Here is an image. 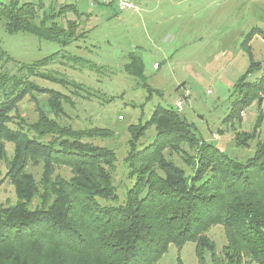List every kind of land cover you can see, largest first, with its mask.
<instances>
[{"label": "trees", "instance_id": "1", "mask_svg": "<svg viewBox=\"0 0 264 264\" xmlns=\"http://www.w3.org/2000/svg\"><path fill=\"white\" fill-rule=\"evenodd\" d=\"M62 8L59 16L78 12L72 5ZM35 17L31 3L0 2V20L10 36L28 34L59 48L67 46L65 38H75L73 22L62 30L54 21L49 27L36 26ZM256 35L264 41V33L258 31L246 42ZM49 59L18 63L14 74L0 73V141L7 139L15 146L12 159L0 146V157L17 195L15 205L0 209V264H156L170 245L181 248L188 242L195 244L197 264H208L206 256L211 264H264V143L252 159L236 162L190 136L176 109L158 106L146 125L128 128L125 160L132 186L118 204L113 151L83 141L111 138L109 130L74 131L44 113L34 123L16 120V106L36 91L30 78L45 80L39 70ZM253 69L259 68L252 65L247 74ZM139 71L135 78L143 77ZM60 81L55 83H65ZM235 91L238 99L224 122L264 96V71L252 83L241 79ZM56 106L50 105L53 110ZM152 125L156 137L136 149ZM247 139L241 135L238 142ZM178 144L196 149L194 163L185 164L187 173L163 155L165 150L178 154ZM31 160L43 164L40 189L25 175ZM55 167L69 169L72 177L53 179ZM34 199L38 202L31 209ZM217 226L226 240L220 254L206 236Z\"/></svg>", "mask_w": 264, "mask_h": 264}, {"label": "rangeland", "instance_id": "2", "mask_svg": "<svg viewBox=\"0 0 264 264\" xmlns=\"http://www.w3.org/2000/svg\"><path fill=\"white\" fill-rule=\"evenodd\" d=\"M9 1L0 0L6 4ZM16 1L34 6L32 23L36 26L49 27L54 21L60 29L68 30V23L76 24L75 38H65L67 46L59 48L28 34L10 36L0 20V73L14 74L18 63L28 65L50 56L39 70L45 80L30 78L36 91L16 106V120L30 124L44 113L60 127L74 131L109 130L111 138L94 136L83 141L113 151L116 162L112 179L118 204L124 202L132 186L125 160L128 128L146 125L158 106L175 110L180 103L178 112L190 136L236 162L246 163L263 145L264 96L232 121H224L232 102L238 99L235 89L240 80L252 83L264 71V41L256 35L246 42L250 34L264 33V0H130L137 11H119L113 5L91 4L88 0ZM65 5H72L78 12L59 16ZM252 65L259 69L247 74ZM140 69L143 77L135 78ZM52 104L57 105L56 110L50 107ZM241 135L248 138L243 144L238 142ZM155 137L152 125L136 142V149ZM0 146L7 159H12L14 144L3 139ZM178 148V154L165 150L163 155L187 173L185 164L194 163L196 149L186 144H178ZM7 171L0 157V209L17 202ZM53 173V179L72 177L65 167H55ZM25 175L38 187L43 164L28 161ZM37 202L34 199L29 207L34 208ZM206 236L220 254L226 244L223 229L213 227ZM206 261L211 264L208 256ZM179 262L197 264L193 242L181 248L170 245L156 264Z\"/></svg>", "mask_w": 264, "mask_h": 264}, {"label": "built area", "instance_id": "3", "mask_svg": "<svg viewBox=\"0 0 264 264\" xmlns=\"http://www.w3.org/2000/svg\"><path fill=\"white\" fill-rule=\"evenodd\" d=\"M91 2V4H95V3H98L100 5H103V6H115L119 11H126V10H129V9H134L135 11H137L138 9L135 8V5H133L131 3L130 0H88ZM156 67V65H155ZM181 109V104L180 103H177L176 104V110L179 111Z\"/></svg>", "mask_w": 264, "mask_h": 264}]
</instances>
